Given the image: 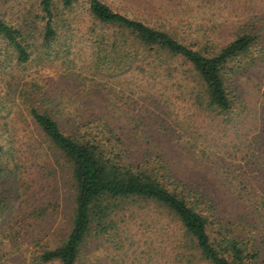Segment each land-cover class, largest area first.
Here are the masks:
<instances>
[{
    "label": "rangeland",
    "instance_id": "obj_1",
    "mask_svg": "<svg viewBox=\"0 0 264 264\" xmlns=\"http://www.w3.org/2000/svg\"><path fill=\"white\" fill-rule=\"evenodd\" d=\"M106 1L201 49H216L238 24L255 21L258 44L223 66L239 115L226 120L228 113L198 106L193 97L202 86L178 78V69L165 74L168 69L147 65L143 72L101 65L104 46L96 49L87 0L68 7L53 0L57 38L49 47L40 35L46 20L40 0H0L8 23L32 40L29 57L19 62L13 46L0 39V264H59L38 255L61 244L72 226L71 164L36 123L31 106L53 109L65 131L94 116L106 121L125 163L208 192L210 236L223 230L257 251L252 264H264V0ZM172 63L189 68L180 58ZM108 212L102 221L113 223H93L78 264H207L197 253L186 262L189 250L179 245L181 231L168 226L176 220L163 207L136 199Z\"/></svg>",
    "mask_w": 264,
    "mask_h": 264
},
{
    "label": "trees",
    "instance_id": "obj_2",
    "mask_svg": "<svg viewBox=\"0 0 264 264\" xmlns=\"http://www.w3.org/2000/svg\"><path fill=\"white\" fill-rule=\"evenodd\" d=\"M60 2L63 7H68L77 0ZM87 2L96 22L92 29L98 32L94 39L96 49L99 52L104 46V50L99 52L104 59L101 65L110 67L114 63L122 69L133 67L141 72L144 71V65H147L154 70L168 69L165 74H172L173 70L178 69V78L183 81L195 78L202 86L203 93L199 90L193 97L198 106L216 108L221 114L228 113L226 120L239 115L233 111L235 94L225 84L223 66L229 59L246 54L258 44L259 27L255 21L252 23L249 20L251 18L238 24L233 29L232 38L219 44L216 49H201L193 47L165 28L122 13L106 0ZM40 4L44 12L42 16L46 19L40 35L42 44L49 47L50 42L57 38L54 2L40 0ZM106 30L113 32L108 35ZM0 39L13 46L19 62L27 60L32 40H29L19 26L8 23L1 11ZM111 54L116 59L107 57ZM178 58L188 64L189 68L180 69L179 64L173 65L172 61ZM190 90L194 91V88ZM30 111L36 123L70 162L75 186L71 229L61 244L42 250L38 255L39 261L56 259L59 264H78L80 246L93 223L104 226L105 222L102 220L107 219L110 213L108 211H112L114 206L122 201L142 199L163 207L176 220L174 222L170 219L168 226L172 222L174 228L181 231L182 242L179 245L189 250V253H184L186 262H192V256L197 253L198 259L207 264H252L257 251L243 246L242 240L223 230L219 231L218 236H210L209 210L213 206L208 192L181 179L162 181L148 173L139 163H125L122 159L124 149L115 146L111 141L112 136L106 134L109 131L106 121L94 116L84 122L76 121L73 124L75 128L72 129L71 126L65 131L53 109L40 110L31 106ZM99 134L101 135L98 136ZM2 148L0 143V153ZM111 223L113 222L106 224L110 226ZM141 224L144 223L139 226Z\"/></svg>",
    "mask_w": 264,
    "mask_h": 264
}]
</instances>
